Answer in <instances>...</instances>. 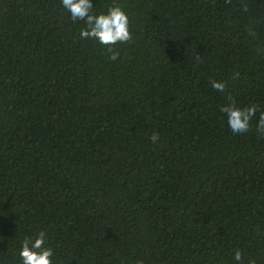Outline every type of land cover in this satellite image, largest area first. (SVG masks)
Here are the masks:
<instances>
[{
    "label": "trees",
    "instance_id": "16d2710c",
    "mask_svg": "<svg viewBox=\"0 0 264 264\" xmlns=\"http://www.w3.org/2000/svg\"><path fill=\"white\" fill-rule=\"evenodd\" d=\"M91 3L128 15L116 61L61 0H0V264L40 231L52 264H264V0Z\"/></svg>",
    "mask_w": 264,
    "mask_h": 264
},
{
    "label": "clouds",
    "instance_id": "9594fccd",
    "mask_svg": "<svg viewBox=\"0 0 264 264\" xmlns=\"http://www.w3.org/2000/svg\"><path fill=\"white\" fill-rule=\"evenodd\" d=\"M63 8L70 14L73 22L83 21L84 28L79 35L82 39H92L106 47L111 53L109 59L116 61L119 57L118 51L114 50L116 44H123L132 40L129 29L127 13L119 5L108 8L106 13L96 14L92 11L91 0H61ZM245 10H247L245 8ZM238 75V74H237ZM212 87L218 91L225 90V84L213 81ZM229 103L221 108V112L227 117V124L235 134L246 133L250 130L253 117L256 115L257 107H237L231 96ZM257 132L264 136V113H261L257 123ZM150 139L155 142L158 135L153 133ZM46 233L40 231L35 237H26L19 250L21 264H52L54 255L52 248L46 246ZM233 259L238 264H243L242 253L236 250ZM141 264V262H138ZM248 264H255V260H249Z\"/></svg>",
    "mask_w": 264,
    "mask_h": 264
}]
</instances>
